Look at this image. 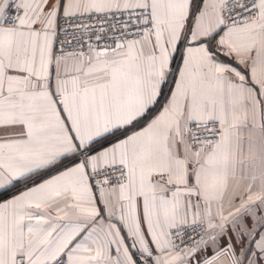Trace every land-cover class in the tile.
Wrapping results in <instances>:
<instances>
[{"label": "snow or ice", "instance_id": "snow-or-ice-1", "mask_svg": "<svg viewBox=\"0 0 264 264\" xmlns=\"http://www.w3.org/2000/svg\"><path fill=\"white\" fill-rule=\"evenodd\" d=\"M0 264H264V0H0Z\"/></svg>", "mask_w": 264, "mask_h": 264}, {"label": "crops", "instance_id": "crops-1", "mask_svg": "<svg viewBox=\"0 0 264 264\" xmlns=\"http://www.w3.org/2000/svg\"><path fill=\"white\" fill-rule=\"evenodd\" d=\"M248 160H249V158L246 157V158H245V163H247ZM233 183H235V182H233ZM245 184H247V180H241V181H240V190H241V191L244 190L243 186H244Z\"/></svg>", "mask_w": 264, "mask_h": 264}]
</instances>
